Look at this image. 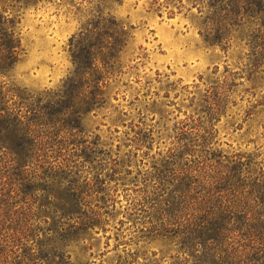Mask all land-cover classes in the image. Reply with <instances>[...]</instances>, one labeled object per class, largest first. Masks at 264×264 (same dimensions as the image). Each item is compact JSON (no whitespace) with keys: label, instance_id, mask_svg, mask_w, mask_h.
<instances>
[{"label":"trees","instance_id":"trees-1","mask_svg":"<svg viewBox=\"0 0 264 264\" xmlns=\"http://www.w3.org/2000/svg\"><path fill=\"white\" fill-rule=\"evenodd\" d=\"M44 2L52 0H0V264H97L88 252L114 199L86 117L105 103L127 33L98 9L70 40L74 71L59 91L10 88L1 79L22 55L17 12ZM207 3L200 33L223 50L238 34L247 49L241 72L207 88L197 113L175 124L165 155L127 195L138 238L167 241L168 259L129 252L108 264H264L263 153L229 154L214 141L236 77L251 84L245 93L258 95L247 117L264 106V0ZM152 142L147 128L130 140L144 156ZM115 173L117 187L124 178Z\"/></svg>","mask_w":264,"mask_h":264},{"label":"rangeland","instance_id":"rangeland-1","mask_svg":"<svg viewBox=\"0 0 264 264\" xmlns=\"http://www.w3.org/2000/svg\"><path fill=\"white\" fill-rule=\"evenodd\" d=\"M98 9L116 20L127 37L103 90L104 105L86 117L89 134L99 139L102 180L114 199L107 204L104 230L94 235L97 248L87 258L108 264L129 252L149 257L157 252V258L168 259L173 247L167 241L138 238L141 225L128 214L127 195L135 188L133 181H140L165 155L175 124L197 113L207 88L241 72L247 49L238 34L226 50L206 43L200 30L207 0H52L17 12L22 55L2 82L38 95L59 91L74 71L70 40L93 21ZM235 83L214 141L226 153L261 152L264 159V106L247 117L258 95L245 93L251 88L245 78L236 77ZM141 128L153 131L148 156L143 155L146 149L131 147ZM114 160L120 164L112 169ZM120 171L124 180L116 187L115 172Z\"/></svg>","mask_w":264,"mask_h":264},{"label":"snow or ice","instance_id":"snow-or-ice-1","mask_svg":"<svg viewBox=\"0 0 264 264\" xmlns=\"http://www.w3.org/2000/svg\"><path fill=\"white\" fill-rule=\"evenodd\" d=\"M142 2H143V0H142ZM190 7H192L194 9L195 5H190ZM153 147H155V145H153Z\"/></svg>","mask_w":264,"mask_h":264}]
</instances>
